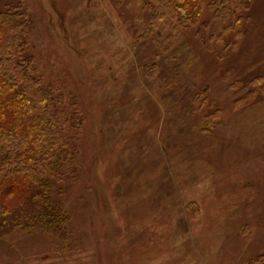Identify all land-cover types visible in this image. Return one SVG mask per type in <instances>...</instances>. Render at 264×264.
Instances as JSON below:
<instances>
[{
  "label": "rangeland",
  "instance_id": "rangeland-1",
  "mask_svg": "<svg viewBox=\"0 0 264 264\" xmlns=\"http://www.w3.org/2000/svg\"><path fill=\"white\" fill-rule=\"evenodd\" d=\"M134 1L0 0L26 12L21 56L80 121L50 180L63 230L1 234L0 264L264 258V0H250L236 44L211 40L207 9L180 30L192 55L170 89L144 72L161 51Z\"/></svg>",
  "mask_w": 264,
  "mask_h": 264
},
{
  "label": "trees",
  "instance_id": "trees-1",
  "mask_svg": "<svg viewBox=\"0 0 264 264\" xmlns=\"http://www.w3.org/2000/svg\"><path fill=\"white\" fill-rule=\"evenodd\" d=\"M134 2L148 11L146 31L161 51L144 72L155 75L165 89L173 87L192 55L187 43H177L180 30L193 29L207 9L211 23L203 26L214 27L211 40L223 42L232 34L236 44L244 36V14L250 6V0ZM19 11L0 12V235L37 227L60 233L64 219L53 202L50 180L65 176L74 150L64 133L80 121L63 108L61 96L43 84L33 59L21 56L30 23L26 12ZM256 263L264 264V258Z\"/></svg>",
  "mask_w": 264,
  "mask_h": 264
}]
</instances>
